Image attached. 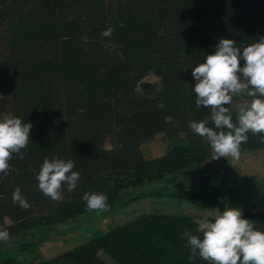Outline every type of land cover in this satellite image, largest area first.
Listing matches in <instances>:
<instances>
[{"label":"trees","instance_id":"obj_1","mask_svg":"<svg viewBox=\"0 0 264 264\" xmlns=\"http://www.w3.org/2000/svg\"><path fill=\"white\" fill-rule=\"evenodd\" d=\"M108 28L112 35L102 36ZM260 37L264 0H0V118L32 124L28 147L0 174V230L11 238L86 213L85 193L105 194L107 208L133 189L140 191L127 202L147 194L216 200L205 190L148 189L207 174L204 162L213 151L189 123L210 117L211 109L196 107L191 73L221 38L240 46ZM150 73L160 78L159 87L145 81ZM252 99L233 97L234 103ZM232 118L238 123L235 111ZM207 126L219 131L211 120ZM183 133L185 143L145 157L143 143ZM247 149H264V134L249 132L240 147ZM45 157L72 160L80 173L72 192L64 186L62 201L38 188ZM17 187L29 208L13 203ZM243 215L264 231V209ZM198 226L187 214L148 213L52 258L2 254L0 264H108L101 251L118 264H209L190 256L184 233L202 239Z\"/></svg>","mask_w":264,"mask_h":264},{"label":"clouds","instance_id":"obj_2","mask_svg":"<svg viewBox=\"0 0 264 264\" xmlns=\"http://www.w3.org/2000/svg\"><path fill=\"white\" fill-rule=\"evenodd\" d=\"M113 30L108 28L101 35L110 37ZM191 74L196 81V107L210 108L211 116L190 122V129L209 142L212 159H239L240 147L247 143L248 133L264 134V37L240 46L234 39L221 38L214 52L194 67ZM240 94L253 99L234 103L233 97ZM232 111L237 113L238 123L233 122ZM209 120L219 131L207 126ZM31 128V123H24L13 115L0 118V174L9 171L13 154H20L21 149L28 147ZM74 167L72 160L45 157L37 175L39 190L53 201H62L64 186L72 192L80 179V173L73 171ZM83 200L90 211L107 208L105 194L85 193ZM12 201L24 209L31 206L19 187L12 193ZM198 231L203 234L202 239L184 233L191 248V258L199 255L209 264H264V231L256 230L239 207H226L215 215L214 222L203 220ZM9 241V232L0 230V242Z\"/></svg>","mask_w":264,"mask_h":264},{"label":"rangeland","instance_id":"obj_3","mask_svg":"<svg viewBox=\"0 0 264 264\" xmlns=\"http://www.w3.org/2000/svg\"><path fill=\"white\" fill-rule=\"evenodd\" d=\"M145 81L153 83L156 88L160 84V78L154 73L147 75ZM186 141L188 136L184 133L175 138L158 134L152 141L143 143L141 149L145 157H154L164 154L174 144ZM108 145L110 146V143ZM212 157L213 155L204 162L207 174L197 177L178 176L173 178L174 181L170 179L157 182L148 191L165 192L192 188L205 190L214 195L216 200L204 201L166 194H147L127 202L140 191L133 189L124 192L114 207H108L103 211H88L50 226L40 225L11 237L7 243L0 242V259L2 254L13 256L16 260L49 259L148 213L187 214L200 223L205 219L212 221L215 215L226 207H239L242 212L263 210L264 149L240 150L239 159ZM236 191H247L250 194L232 196L231 193ZM26 242H33V245L22 250ZM100 255L108 264H118L106 252L101 251Z\"/></svg>","mask_w":264,"mask_h":264},{"label":"water","instance_id":"obj_4","mask_svg":"<svg viewBox=\"0 0 264 264\" xmlns=\"http://www.w3.org/2000/svg\"><path fill=\"white\" fill-rule=\"evenodd\" d=\"M228 173L230 174V172L228 171Z\"/></svg>","mask_w":264,"mask_h":264}]
</instances>
